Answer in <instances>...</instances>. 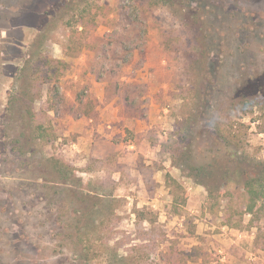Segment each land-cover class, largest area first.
Masks as SVG:
<instances>
[{"label":"rangeland","instance_id":"obj_1","mask_svg":"<svg viewBox=\"0 0 264 264\" xmlns=\"http://www.w3.org/2000/svg\"><path fill=\"white\" fill-rule=\"evenodd\" d=\"M260 160L264 0H0V264H264Z\"/></svg>","mask_w":264,"mask_h":264},{"label":"crops","instance_id":"obj_2","mask_svg":"<svg viewBox=\"0 0 264 264\" xmlns=\"http://www.w3.org/2000/svg\"><path fill=\"white\" fill-rule=\"evenodd\" d=\"M97 83V82H95ZM101 105H99L96 100L94 101V106L92 108V112L91 115H87L85 116L84 114L82 115H78V116H68L66 115L65 118L67 117V119H65L68 122V125L71 129H74L73 131H77L79 132L80 138L82 136H86L85 142H87L88 145L87 147V153L90 157H95V158H101L103 156H105L106 154H108L109 152H111L113 149H124L127 150L130 154H136L137 151L134 150L135 146L133 143L130 142H123L120 141L119 143H113L111 142L109 139H104L100 141V137L97 136L96 137V133L99 130V121L103 112L100 113L99 112V116L95 115L94 112L96 111H101ZM103 111V110H102ZM111 127V125H109V128ZM111 132V131H110ZM107 136V135H106ZM82 142V141H81ZM86 147H84L85 149Z\"/></svg>","mask_w":264,"mask_h":264},{"label":"trees","instance_id":"obj_3","mask_svg":"<svg viewBox=\"0 0 264 264\" xmlns=\"http://www.w3.org/2000/svg\"><path fill=\"white\" fill-rule=\"evenodd\" d=\"M86 13H88L87 8H82L80 11L76 12V15H74V17L76 18V22H78L81 25V31H83L85 29V25L83 22V19L86 15ZM124 16L129 19V21H132L134 18L133 13L128 11L127 13L124 14ZM137 19V17H136ZM79 20V21H78ZM83 25H82V24ZM68 24V22H67ZM70 25V24H69ZM50 78V77H49ZM84 115H86V113H84ZM142 118L144 116H141ZM43 132V127L42 125H39V136L42 135ZM232 141L233 143H236L237 145V141H239V137L237 135L232 134ZM234 153L232 152L230 157H233ZM189 169H197V172L199 173H203L204 175L206 174L205 171V166L203 164H199L198 166H195L192 161L188 158L185 159ZM253 164V171L250 174H246L245 177L242 179V183H241V187L242 189L245 191L246 195H247V210L250 212L252 211L253 208L256 207L258 202L264 203V161L260 160L258 162H252ZM208 166V164H207ZM229 174V173H228ZM231 176V178L229 177ZM234 177V175L231 173L228 175L229 179H232ZM233 181V180H231ZM198 183L202 184L203 182L198 181ZM205 185V184H203ZM227 189V188H224ZM212 189L208 188V193L209 195H212V191H210Z\"/></svg>","mask_w":264,"mask_h":264}]
</instances>
